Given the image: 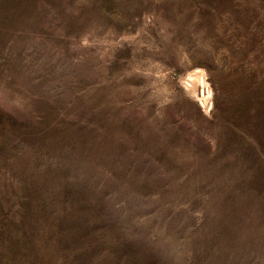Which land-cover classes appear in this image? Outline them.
I'll return each instance as SVG.
<instances>
[{
  "label": "rangeland",
  "instance_id": "1",
  "mask_svg": "<svg viewBox=\"0 0 264 264\" xmlns=\"http://www.w3.org/2000/svg\"><path fill=\"white\" fill-rule=\"evenodd\" d=\"M0 264H264V0H0Z\"/></svg>",
  "mask_w": 264,
  "mask_h": 264
},
{
  "label": "bare ground",
  "instance_id": "2",
  "mask_svg": "<svg viewBox=\"0 0 264 264\" xmlns=\"http://www.w3.org/2000/svg\"><path fill=\"white\" fill-rule=\"evenodd\" d=\"M178 82L187 98L197 102L204 111L209 110L211 89L207 81V73L203 68L192 67L187 69L179 76Z\"/></svg>",
  "mask_w": 264,
  "mask_h": 264
}]
</instances>
